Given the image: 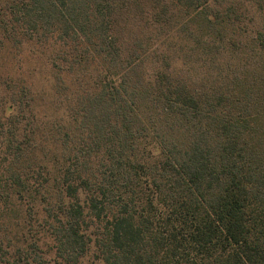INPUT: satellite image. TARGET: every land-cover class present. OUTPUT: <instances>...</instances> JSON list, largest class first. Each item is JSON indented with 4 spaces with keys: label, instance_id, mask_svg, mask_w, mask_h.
<instances>
[{
    "label": "trees",
    "instance_id": "obj_1",
    "mask_svg": "<svg viewBox=\"0 0 264 264\" xmlns=\"http://www.w3.org/2000/svg\"><path fill=\"white\" fill-rule=\"evenodd\" d=\"M0 264H264V0H0Z\"/></svg>",
    "mask_w": 264,
    "mask_h": 264
}]
</instances>
